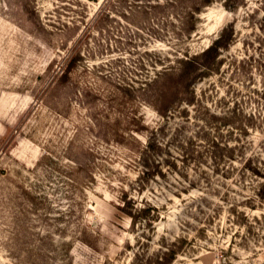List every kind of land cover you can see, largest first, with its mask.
Listing matches in <instances>:
<instances>
[{"label": "rangeland", "instance_id": "374dc122", "mask_svg": "<svg viewBox=\"0 0 264 264\" xmlns=\"http://www.w3.org/2000/svg\"><path fill=\"white\" fill-rule=\"evenodd\" d=\"M175 3L0 0V264H264V0Z\"/></svg>", "mask_w": 264, "mask_h": 264}, {"label": "trees", "instance_id": "16d2710c", "mask_svg": "<svg viewBox=\"0 0 264 264\" xmlns=\"http://www.w3.org/2000/svg\"><path fill=\"white\" fill-rule=\"evenodd\" d=\"M174 1L176 2L175 4H177L176 6L179 7V9L180 7H182V13H181L182 15L179 14V16H182V18L184 19L182 21V24H185L184 26H186L190 22L193 21L196 13L199 12L203 6L210 4L213 0H200V1L189 0V2H184V0H174ZM177 19H180V18H177ZM226 31L227 30H224L222 36L218 38L216 41H214L213 44L210 45L207 49H205L204 51H202L200 54L196 55L195 57L188 58L184 62V65L182 66V68H180V70H183L182 72L184 76L188 74L190 75L192 74V72H196L198 68H201V67L204 68L203 70H207L210 68L211 66L210 62L217 59V57L220 54L221 47L226 45L225 43L226 40L224 41ZM199 57L204 58V60L199 61L197 59ZM126 213L132 215V213L130 212H126Z\"/></svg>", "mask_w": 264, "mask_h": 264}]
</instances>
